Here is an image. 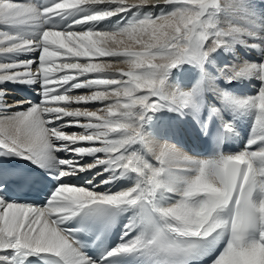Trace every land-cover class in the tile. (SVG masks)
Segmentation results:
<instances>
[{
    "label": "snow or ice",
    "instance_id": "snow-or-ice-1",
    "mask_svg": "<svg viewBox=\"0 0 264 264\" xmlns=\"http://www.w3.org/2000/svg\"><path fill=\"white\" fill-rule=\"evenodd\" d=\"M0 264H264V0H0Z\"/></svg>",
    "mask_w": 264,
    "mask_h": 264
},
{
    "label": "bare ground",
    "instance_id": "bare-ground-1",
    "mask_svg": "<svg viewBox=\"0 0 264 264\" xmlns=\"http://www.w3.org/2000/svg\"><path fill=\"white\" fill-rule=\"evenodd\" d=\"M182 79H184V80H186L187 78L189 79V77L188 76H185V77H181ZM245 91H248V89H246ZM20 95H22V92L21 93H19ZM79 94V93H78ZM97 106H100V105H97ZM160 116H161V118H160V120L158 121V123L156 124V125H154V127H155V129H156V132H157V138H159V139H161V140H163V139H166V137H164L163 136V134L161 133V130H160V128L161 127H163V123L166 125V126H168V124H169V122H167L168 120L165 118V116L163 115V114H160ZM164 120H167V121H164ZM245 128L247 129V124H246V122H245ZM187 128H189V127H187ZM190 129V128H189ZM69 131H76V129H70ZM246 132H244V134H245ZM191 135H193L192 134V132H191ZM180 137H178L177 138V142H178V145L179 146H181V144H185L186 145V143L184 142V141H180ZM171 142H173L172 140H171ZM173 143H176V142H173ZM190 153L191 154H196L195 152H193V151H190Z\"/></svg>",
    "mask_w": 264,
    "mask_h": 264
},
{
    "label": "rangeland",
    "instance_id": "rangeland-1",
    "mask_svg": "<svg viewBox=\"0 0 264 264\" xmlns=\"http://www.w3.org/2000/svg\"><path fill=\"white\" fill-rule=\"evenodd\" d=\"M177 75H179V73L177 74ZM188 80V78L185 80V81H187ZM164 115V114H163ZM165 116V115H164Z\"/></svg>",
    "mask_w": 264,
    "mask_h": 264
}]
</instances>
